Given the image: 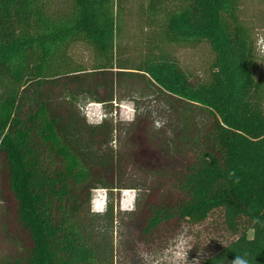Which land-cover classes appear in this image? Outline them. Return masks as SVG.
<instances>
[{
    "label": "trees",
    "instance_id": "1",
    "mask_svg": "<svg viewBox=\"0 0 264 264\" xmlns=\"http://www.w3.org/2000/svg\"><path fill=\"white\" fill-rule=\"evenodd\" d=\"M124 7L122 0H70L53 13L45 0H0V156L14 222L31 245L10 264H109L79 205L94 176L82 149L94 138L86 142L74 114L55 111L49 93L60 87L71 101L82 89L97 96L98 77L114 71L115 79L144 78L169 100L184 125L179 141L195 143L194 161L176 180L179 202L152 206L144 234L171 220L201 224L221 211L239 237L201 264L237 257L264 264V80L240 0H146L139 16L149 33L138 62L120 51ZM204 43L215 56L210 81L193 83L165 50ZM77 44L91 50L90 69L74 62ZM195 114L207 121L202 128Z\"/></svg>",
    "mask_w": 264,
    "mask_h": 264
},
{
    "label": "rangeland",
    "instance_id": "2",
    "mask_svg": "<svg viewBox=\"0 0 264 264\" xmlns=\"http://www.w3.org/2000/svg\"><path fill=\"white\" fill-rule=\"evenodd\" d=\"M45 1L53 13H60L70 0ZM122 1L125 25L120 51L138 62L145 55L143 41L149 33L139 16L146 0ZM240 4V18L253 36L257 75L264 80V0H240ZM165 51L193 83L210 81L215 56L209 44ZM71 55L74 62L90 69L93 54L89 47L77 44ZM115 72L98 77L97 96L82 89L71 101L60 87L49 93L55 111L64 117L69 112L74 114L78 124L75 130L81 128L86 142L94 138L90 148L82 149L94 176L79 193L81 215L91 240L99 244L109 264H201L239 234L228 230L221 211H215L201 224L171 220L152 235L144 234L152 206L162 201L179 202L176 180L194 161L195 143L179 141L184 125L169 100L158 95L144 78L115 79ZM193 118L197 128L207 122L197 114ZM104 123L108 126L98 128ZM3 159L0 156V264H10L26 257L31 245L13 219L14 204L7 189ZM105 187L111 191L101 189Z\"/></svg>",
    "mask_w": 264,
    "mask_h": 264
},
{
    "label": "clouds",
    "instance_id": "3",
    "mask_svg": "<svg viewBox=\"0 0 264 264\" xmlns=\"http://www.w3.org/2000/svg\"><path fill=\"white\" fill-rule=\"evenodd\" d=\"M160 125L158 124L157 127H159ZM232 264H248L247 259L242 258V257H237L233 260Z\"/></svg>",
    "mask_w": 264,
    "mask_h": 264
}]
</instances>
